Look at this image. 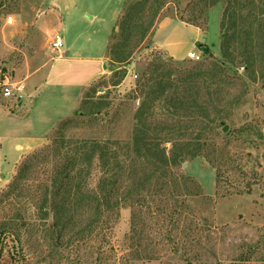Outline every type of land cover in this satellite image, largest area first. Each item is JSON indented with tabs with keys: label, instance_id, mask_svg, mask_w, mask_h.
<instances>
[{
	"label": "rangeland",
	"instance_id": "1",
	"mask_svg": "<svg viewBox=\"0 0 264 264\" xmlns=\"http://www.w3.org/2000/svg\"><path fill=\"white\" fill-rule=\"evenodd\" d=\"M210 1L0 0V110L7 112L0 113V129L26 128L25 121L12 119L19 116L14 111L20 87L31 79L38 87L50 67L47 82L67 87L65 102L75 84L99 74L73 113L32 147L18 148L13 165L0 163V264H264V62H256L254 74L240 66L246 52L264 48V0L233 6L243 17L225 26L236 60L225 68L223 85L200 88L196 99L206 113H190L168 100L175 91L182 94L178 77L184 71H208L212 61H221L225 3ZM128 14L133 22L121 30ZM178 22L203 32L201 44L210 57ZM170 30L179 32L180 54L193 50L200 58L168 55L163 44ZM55 34L64 51L96 58V64L61 61L65 52L50 44ZM124 54L122 63L112 60ZM169 72L164 94L148 102L147 79ZM4 84L11 96H3ZM54 89L46 90L33 115L51 110ZM142 133L136 146L133 136ZM173 139H195L202 148L174 166L172 177L156 149L167 155ZM93 141L98 148L90 146ZM93 153L102 158L94 156L88 166ZM81 164L82 190L102 188L99 212L85 199L71 207L54 204L64 169L75 175ZM170 177L175 182L165 185ZM148 183V200L140 206L136 189ZM54 211L62 219L61 242L51 225Z\"/></svg>",
	"mask_w": 264,
	"mask_h": 264
},
{
	"label": "trees",
	"instance_id": "2",
	"mask_svg": "<svg viewBox=\"0 0 264 264\" xmlns=\"http://www.w3.org/2000/svg\"><path fill=\"white\" fill-rule=\"evenodd\" d=\"M222 1L225 3V9L223 11V15H222V18L219 24L220 29H221V42H220L221 61H216V60L212 61L210 63V69L208 71H202V72L201 71L200 72L184 71V73L180 74V76L178 77L182 81V86H183L182 94H179L177 91H175L173 92L172 97L168 99L170 101L179 103L185 111L190 109L189 111L190 113L191 112L192 113H206V110H205L206 108L200 105L196 99V97H198L197 95L200 91V88H202V86L204 85H207V83L209 86L214 85V84L217 86L223 85L225 82V78H222V75H224L225 68L230 67L236 60L234 51L236 52L237 49L236 47L231 48V45L229 44L231 35L228 33V29H226L225 26L226 24L230 25V23L234 24L235 19L243 20V17L237 16V11L235 10V8H233V6H237L239 4V0L238 1L237 0H222ZM247 1L251 5H254L252 2H256V1L257 3L260 2V0H247ZM210 2H211L210 5H213L217 3L218 0H211ZM240 11H241V8H240ZM132 22H133V18L131 17V15L128 14L127 18L122 20L120 29L121 30L127 29L132 24ZM146 30H148V27L147 29H145V31ZM263 40H264V37H263ZM197 46H199V48L206 47L200 43H198ZM206 48H207V53L205 55L207 57H210L211 51L208 49V47ZM246 55L247 57L242 56V61H240V66L243 67L246 71L248 72L251 71L252 74H254L255 71L253 69V66H255L256 62L258 60L262 61L261 64L264 62V48L258 51V53L255 55H252L251 52H246ZM261 57L262 59H260ZM125 59H126L125 54L121 55L120 57H116L115 59L112 58V60H114L115 62H119V63H122L123 61H125ZM251 67H252V70H251ZM262 71L264 72V66L262 68ZM170 75H171L170 72L166 75L159 73V74H156V76L151 75L147 79V83L148 82L151 83L150 85H148L149 90H147L148 92L146 94L148 102L155 101L156 99L159 98V96L164 94L165 88H166L165 86L167 85H162L163 78L168 79ZM167 84L169 85L170 83H167ZM215 91H219V89L218 90L216 89ZM193 94H196V95L194 96ZM141 107L142 105L138 108V113H141V110H140ZM133 137H134V142L136 146L139 145L140 139H144L143 133L141 137L137 135ZM90 146L94 148H98L99 144L93 141ZM179 147L181 149L177 150ZM201 148H202V143L195 141V139H186V140L173 139V141L171 142V149L169 150V153L167 155L164 153L163 149L157 148L156 151H159V154H161L162 165H163V168H165V172H168L169 175L172 176L173 174L171 173V169L174 166H176L183 158L198 154ZM136 150L137 152H140L141 148L138 146ZM146 151H149V149H146ZM94 156H97L100 159L102 158L101 154L93 153L89 156V161L87 158L88 163L86 162L85 164L90 166L91 165L90 161H92V158ZM85 167L86 166L81 164L80 167L78 168L79 171L75 172V175L71 174L70 169H64V174L65 172H67L66 177L64 178L66 180L62 183L61 187L55 189V192L53 194V197L55 200L54 202L55 206L59 204L62 207H65L66 205L71 207L75 203L80 202V200L82 201L85 199V202H86L85 206H90L94 204L93 206L94 207L96 206V212L100 211V206H101L100 194L102 190V188L100 190V185H99L98 190L96 191L95 190L94 191L92 190L83 191L80 185V182L77 181V179L81 176L80 174L82 170ZM153 168L154 169H152L151 175L157 172V166L155 164ZM60 174H62V172H60ZM172 177L168 179H163V183L165 185H168L171 183L173 184L175 182L174 180L175 178L173 179ZM148 180H149V177H148ZM70 183H73V184L75 183V184L74 185L71 184L70 186L65 188V185L66 184L69 185ZM63 188L65 189L64 190L65 192L63 196H60L61 191H63ZM84 188L86 187H83V189ZM150 190H151V187L149 183L142 188L137 187L136 189L137 197H135L136 199L134 200H136L138 205L141 206V205L146 204V201L148 200V197H147L148 194H146L145 192H149ZM108 196L103 197L104 203L106 204H108L107 202ZM57 198H58V201H56ZM55 206L53 207L54 210H55ZM43 214L46 215V213H43ZM52 216H53V221L51 222V225H52L53 231H55L57 234L56 241L61 242V236L59 234L61 232L60 225H59L62 220L61 215L59 212L54 211ZM132 217H133V220L136 218V213L133 209H132ZM133 231L135 233V225L132 224L131 232Z\"/></svg>",
	"mask_w": 264,
	"mask_h": 264
},
{
	"label": "crops",
	"instance_id": "3",
	"mask_svg": "<svg viewBox=\"0 0 264 264\" xmlns=\"http://www.w3.org/2000/svg\"><path fill=\"white\" fill-rule=\"evenodd\" d=\"M177 24H179V26H181L187 33L190 34L191 38L189 41L193 44V46H196L198 43L201 44L202 42L201 37L203 35V32L198 27L188 24L180 25L182 24L181 22H178ZM178 33L179 32L170 30L166 35V39L164 40L163 46H164V50L168 55L172 56L175 59H183L186 57V53L188 50L182 54H180L177 51V46L181 44L180 35ZM62 51L64 50L62 49ZM64 52L66 54V58L62 59L61 61L64 60L65 62H86V60H89V61H93V63L96 64V58L93 60L88 58H83L82 56H79V54H77L76 52L74 53L70 52L69 48H66ZM53 71H54V66L52 68L50 67L49 70L47 71L45 75L46 80L36 88L34 85H36L35 83H37V80L35 79H31L30 81L26 82L24 89L20 87L22 91L21 99L16 101L15 111H14V113H19V116H16L14 114L12 119H14L16 122L20 120L25 121L26 128L21 127V129L15 128V129H6V130L0 129V163L2 164V165L0 164L1 167L6 166L7 164L10 165L9 163H7L8 161H10V163L13 165L18 159V154H19L18 148H20L21 150V148L24 147H28V148L32 147L33 144H35L42 137L47 135L54 128V126H56V124H58L61 120H63L71 113H73V111L76 109V107L79 104L84 89L88 86L90 82H92L99 76L98 72H94L86 80V82L84 83L81 82V84H75L73 88L74 90L73 98L68 100V102H65L63 99V95L61 94L65 93L64 90L67 91V87L65 86H61V88L57 87L60 85H58L56 81H52L49 83L47 82L49 76H52ZM50 86L52 87L47 88ZM52 88L55 89L53 91V96H52L54 101H50L52 105L51 110L46 112L47 114H42L40 116L33 115V113H37V108L40 102L41 101L45 102V99L44 98L42 99V97L46 94V90ZM55 92H57L58 94L55 95ZM0 113H7V112L0 110ZM46 116H50L48 126L42 129V124L48 121L47 119L43 120ZM0 117L4 118L3 116Z\"/></svg>",
	"mask_w": 264,
	"mask_h": 264
},
{
	"label": "built area",
	"instance_id": "4",
	"mask_svg": "<svg viewBox=\"0 0 264 264\" xmlns=\"http://www.w3.org/2000/svg\"><path fill=\"white\" fill-rule=\"evenodd\" d=\"M11 23H12V19L11 17H8L6 19V24H11ZM50 44H51L52 49L56 52H61L62 47L64 46L63 40L58 34H55ZM201 55L202 54L200 52L191 50L186 53V58L190 60H198ZM2 90H3L2 94L4 97L11 96V91L9 90L8 87L5 86V84Z\"/></svg>",
	"mask_w": 264,
	"mask_h": 264
},
{
	"label": "water",
	"instance_id": "5",
	"mask_svg": "<svg viewBox=\"0 0 264 264\" xmlns=\"http://www.w3.org/2000/svg\"><path fill=\"white\" fill-rule=\"evenodd\" d=\"M88 16V15H87ZM89 17V16H88ZM200 50L202 53L205 55L207 53V48L206 47H201Z\"/></svg>",
	"mask_w": 264,
	"mask_h": 264
}]
</instances>
